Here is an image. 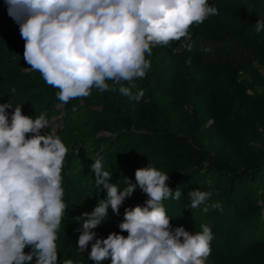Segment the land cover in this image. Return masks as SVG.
Segmentation results:
<instances>
[{
    "label": "clouds",
    "instance_id": "9594fccd",
    "mask_svg": "<svg viewBox=\"0 0 264 264\" xmlns=\"http://www.w3.org/2000/svg\"><path fill=\"white\" fill-rule=\"evenodd\" d=\"M8 14L19 25L27 71L39 72L45 83L57 89L56 99L67 104L86 99L93 89L118 92L140 102L145 92L136 81L152 67L153 48L183 42L191 47L193 25L219 15L208 0H5ZM264 31V19L254 24ZM15 92V89H12ZM9 101L0 103V264H74L58 259V232L67 204L63 175L68 148L45 114L35 119L15 105L10 119ZM95 186H103L106 198L91 212L76 218L77 248L91 250L95 264H206L211 255L213 233L173 228L165 200H178L181 191L169 186L168 173L155 167L138 168L135 183L127 179L121 190L110 183L112 173L102 158L90 166ZM139 188L145 205L126 208L120 233L97 237L96 229L107 219L109 207L120 214V206ZM191 209L204 213L221 208L211 202L213 193L198 189L188 193ZM127 232V236L122 233ZM94 241V242H93ZM30 247L29 252L25 248ZM35 258V259H34Z\"/></svg>",
    "mask_w": 264,
    "mask_h": 264
},
{
    "label": "trees",
    "instance_id": "16d2710c",
    "mask_svg": "<svg viewBox=\"0 0 264 264\" xmlns=\"http://www.w3.org/2000/svg\"><path fill=\"white\" fill-rule=\"evenodd\" d=\"M1 1L0 27L6 19ZM236 1H240L238 8L233 7L235 3L222 2L215 6L219 15L191 27L190 48L182 41L153 48L151 69L136 81L145 92L140 102L118 92L93 89L89 97L77 99L71 107L78 112H92L109 103L117 109L133 107V128L145 137L143 162L168 173L169 186L182 193L178 200L163 202L173 228L183 226L194 233L206 224L213 233L211 245L216 250L223 247L224 264H264V152L248 141L252 131L264 129V101L252 96L241 77L245 67L264 62V31L254 29L256 21L264 19V0ZM160 56L166 58L164 63ZM8 76L0 73L2 79ZM36 76L19 86L11 77L0 83V89H10L7 101L20 102L26 91L32 92L36 100L24 101L23 107L33 110L47 96L37 82L43 78ZM236 111L242 114L240 121L233 117ZM74 122L80 128L81 122ZM224 154L242 157L244 164L230 167L221 158ZM195 189L212 192L211 202L222 207L207 213L201 210L203 206L189 208L190 199H186ZM132 199L143 206L147 197L137 188ZM89 249L90 244L76 259L58 251V259L93 264L88 260Z\"/></svg>",
    "mask_w": 264,
    "mask_h": 264
},
{
    "label": "rangeland",
    "instance_id": "374dc122",
    "mask_svg": "<svg viewBox=\"0 0 264 264\" xmlns=\"http://www.w3.org/2000/svg\"><path fill=\"white\" fill-rule=\"evenodd\" d=\"M222 2L226 5L235 3L233 7L238 8L240 1L208 0L209 5L212 6L223 4ZM2 5L6 19L0 27V73H8V78L11 77L13 84L19 86V84L33 81L37 77L36 75L40 76V73L25 70L29 68L23 56L25 41L21 38L19 25L8 14V5L5 0ZM158 58L160 63L166 61L164 57ZM241 77L248 82L249 92L252 96L264 101V62L255 61L245 67L241 71ZM8 78H0V83H5ZM37 82L38 84L42 83L45 92L47 91V96L41 102H37L33 110L29 112L23 107L24 101L32 99L33 102L36 100L32 92L25 90L27 93L24 94L22 100L20 102L17 99L10 101L13 107L7 111L9 119L15 105H21L23 114H30L33 119L45 114L52 127L42 129L41 133H51L55 128L56 134L68 148V155L62 171L64 201L68 207L60 225L57 248L59 254L76 259L79 252L77 241L80 232L78 229L82 222L77 221L76 218L84 212H91L99 200L106 198V190L103 186H95V174L91 171V164L95 159L102 158L104 169L112 173L110 183H116L123 190L127 186V179L135 183V171L138 168L147 167L146 162L144 163L142 160L145 137L133 128V107L117 109L109 103L105 108L103 106L94 108L92 112H78L77 107H71L77 99L70 100L67 104H61L56 99L57 89L50 86L47 88L44 80ZM9 90L0 89V103L9 102L6 99L10 93ZM241 115L236 111L233 117L240 121ZM74 116L75 118H72ZM75 120L81 122L80 128L75 125ZM248 141L252 148L264 152V129L260 127L252 131ZM73 158L75 160H72ZM221 158L234 168L244 164L245 160L242 157L225 154ZM187 198L186 200L189 201L190 198ZM136 205L140 204L134 203L130 196L120 206L119 215L113 213L109 207L107 219L102 221L96 229H93L97 237L106 238L111 232L120 233L118 225L124 218L125 209ZM179 213L180 211L176 214ZM122 234L127 235V232ZM211 248V255L207 258L206 264H224L221 253L223 247H221L222 250H216L211 245ZM30 250L28 247L27 252ZM89 250H91V243ZM83 259L84 257H81V260ZM101 264H111L110 258L102 261Z\"/></svg>",
    "mask_w": 264,
    "mask_h": 264
}]
</instances>
